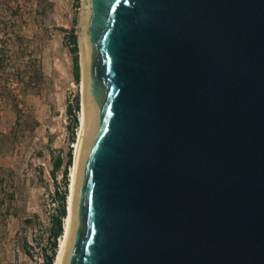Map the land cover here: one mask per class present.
<instances>
[{
	"label": "water",
	"instance_id": "95a60500",
	"mask_svg": "<svg viewBox=\"0 0 264 264\" xmlns=\"http://www.w3.org/2000/svg\"><path fill=\"white\" fill-rule=\"evenodd\" d=\"M78 41L58 264H264V0H81Z\"/></svg>",
	"mask_w": 264,
	"mask_h": 264
},
{
	"label": "rangeland",
	"instance_id": "374dc122",
	"mask_svg": "<svg viewBox=\"0 0 264 264\" xmlns=\"http://www.w3.org/2000/svg\"><path fill=\"white\" fill-rule=\"evenodd\" d=\"M80 5L81 0H0V264H46L50 254L63 163L78 130L68 108L78 96L80 109ZM71 30L77 36L78 81L67 39ZM58 156L63 162L52 174Z\"/></svg>",
	"mask_w": 264,
	"mask_h": 264
},
{
	"label": "trees",
	"instance_id": "16d2710c",
	"mask_svg": "<svg viewBox=\"0 0 264 264\" xmlns=\"http://www.w3.org/2000/svg\"><path fill=\"white\" fill-rule=\"evenodd\" d=\"M67 39L71 45V52L73 54L72 56V61H73V76L75 81L79 80V70H78V54H77V36L74 33L73 30H71L68 34H67ZM20 41H23V38L20 37ZM21 45V44H20ZM3 61L0 60V69H3ZM36 77L37 78H41L42 75V71L40 68H36ZM22 79V78H21ZM23 80H20V83H22ZM28 82H32V80H26ZM79 109V98L78 96L75 97L74 99V104L73 106H69L68 108V112L71 115L72 118V123L74 126L77 125L78 122V118L77 115L75 113L76 110ZM74 130L75 128L71 129V141L73 142L74 140ZM72 154L73 151L71 149V147L68 148V151L66 153V157L63 163V168H62V182H63V191L61 193L58 194L59 197V208H58V212L57 214L54 216L53 218V224H52V230L50 233V254H46L45 256V260H46V264H53L54 262V257L56 254V250H57V246H58V240L62 234L63 231V219L66 215V196H67V188L66 186L68 185V171H69V167L71 165L72 162ZM62 159L61 157H56L52 164V174L55 173V170L59 169V167L62 165ZM26 222H29V220H24Z\"/></svg>",
	"mask_w": 264,
	"mask_h": 264
},
{
	"label": "bare ground",
	"instance_id": "6f19581e",
	"mask_svg": "<svg viewBox=\"0 0 264 264\" xmlns=\"http://www.w3.org/2000/svg\"><path fill=\"white\" fill-rule=\"evenodd\" d=\"M78 46H79V41H78ZM79 52H80V48H79ZM80 62H81V56H80ZM80 75H81L80 76L81 92H80V109H79V117H78V130H77V135H76V141L74 143L72 164H71L70 173H69L70 181H69V190H68V196H67V202H66V215L63 219V231L59 238L58 248H57L56 256L54 258V264H58L59 262L60 254L62 251L63 243L65 240V236H66V232H67V228L69 224L73 191H74L75 178H76V171H77V163H78V157H79L80 148H81L82 139H83L85 108H84L82 70H81Z\"/></svg>",
	"mask_w": 264,
	"mask_h": 264
}]
</instances>
